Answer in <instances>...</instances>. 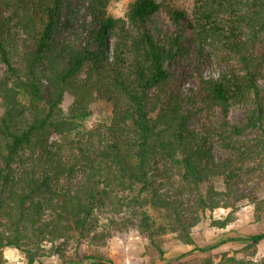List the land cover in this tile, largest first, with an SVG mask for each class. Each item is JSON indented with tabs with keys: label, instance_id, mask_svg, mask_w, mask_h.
Instances as JSON below:
<instances>
[{
	"label": "trees",
	"instance_id": "16d2710c",
	"mask_svg": "<svg viewBox=\"0 0 264 264\" xmlns=\"http://www.w3.org/2000/svg\"><path fill=\"white\" fill-rule=\"evenodd\" d=\"M112 1L0 0V264L5 247L30 264L52 255L63 264H115L68 250L105 214L117 227L129 210L140 235L165 231L149 213L161 210L192 244L200 220L187 211L192 195L200 210L219 207L218 198L264 208L244 187L251 164L264 160V0H195L191 15L169 8L170 32L155 21L161 2L134 0L123 17L108 13ZM187 32L199 60L212 48L219 71L197 70L184 91L169 66L192 52ZM98 102L110 107L108 122L70 140L76 154L65 153L51 135L67 137ZM233 106L242 110L237 123ZM233 220L232 209L210 225ZM244 240L256 246L264 231Z\"/></svg>",
	"mask_w": 264,
	"mask_h": 264
},
{
	"label": "rangeland",
	"instance_id": "374dc122",
	"mask_svg": "<svg viewBox=\"0 0 264 264\" xmlns=\"http://www.w3.org/2000/svg\"><path fill=\"white\" fill-rule=\"evenodd\" d=\"M164 5V8L156 14L155 21L157 25L166 32H170L173 24L169 16V8L181 9L187 15H191L195 0H157ZM134 0L112 1L108 8V13L112 16L125 17ZM81 11H83L81 9ZM80 11V13H82ZM190 32H187L186 44L192 52L179 57L171 64L170 70L179 77L181 88L185 89L196 85L197 70L206 77L216 76L219 67L215 63L213 50L210 47H204L201 50L199 60L193 49L195 43L190 41ZM112 42V41H111ZM264 52V49H263ZM4 69L0 65V73ZM71 103V97L65 95L63 102L64 113L68 114V107ZM1 113V107H0ZM110 117V107L98 102L92 105V114L84 119H77L74 123V131L63 139L52 134L51 138L58 141L67 154H76V150L71 149L69 141H75L81 138V135L87 129L95 125H103L108 122ZM242 118V110L233 106L229 111V119L232 122H239ZM216 156L221 155V150L215 148ZM254 172L250 176L246 191H254L259 199L264 198V160H256L253 164ZM196 196L189 197L187 211L189 214L199 215L200 220L191 229L192 244H186L179 240L174 231L172 219L165 217L161 210H150V215L155 220L156 225L161 229L152 236L139 234L137 228L132 224L138 221L136 211L130 210L126 214L118 215L120 221L117 227L112 226L108 219L109 214L101 217L100 225L93 228L86 239L74 237L68 253H76L80 258L84 255H100L107 257L115 264H203L206 258H211L213 264H224V256L252 261L258 263L264 259V242L256 246L248 245L244 239L251 234L264 231V208L262 211L255 209L253 204L246 200L218 198L220 206L214 209L206 208L200 210L196 202ZM229 203V204H228ZM230 205L229 208L224 205ZM233 209L234 220L225 228H215L210 225L214 219L223 218ZM124 221V222H122ZM48 246L50 244H47ZM162 250H158L156 247ZM200 249H208L200 251ZM37 255V254H36ZM4 262L2 264H30L28 254L11 247H5L3 250ZM90 259H82L79 263L66 264H97ZM32 264H63L57 255L37 256Z\"/></svg>",
	"mask_w": 264,
	"mask_h": 264
}]
</instances>
